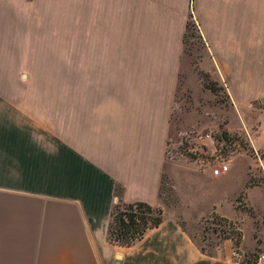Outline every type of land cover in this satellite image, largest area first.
<instances>
[{
    "label": "crops",
    "instance_id": "1",
    "mask_svg": "<svg viewBox=\"0 0 264 264\" xmlns=\"http://www.w3.org/2000/svg\"><path fill=\"white\" fill-rule=\"evenodd\" d=\"M164 5L140 44L120 28L112 44L109 30L92 29L85 90L70 93L68 127H18L11 140L9 134L0 176V264H241L244 247L252 246L243 236L238 245L225 238L207 251L195 244L191 229L203 217L224 216L217 205L228 189L248 201L256 188L249 186L248 165L235 162L220 177L184 172L189 183L213 190L200 203L182 190L180 215L166 212L159 191L187 20L200 37L203 68L223 84L231 104L247 109L258 102L264 116V0ZM117 187L121 202L163 211L162 223L130 247L107 241Z\"/></svg>",
    "mask_w": 264,
    "mask_h": 264
},
{
    "label": "rangeland",
    "instance_id": "2",
    "mask_svg": "<svg viewBox=\"0 0 264 264\" xmlns=\"http://www.w3.org/2000/svg\"><path fill=\"white\" fill-rule=\"evenodd\" d=\"M164 4L165 0H0L1 177H5L7 140L16 128L47 127L52 132L53 127H68L70 93L85 90L86 40L96 39L92 29L109 30L112 44L120 28L127 39L140 44L143 30L156 27ZM184 39L159 196L166 212L175 215L184 210L182 190L193 203L204 201L213 187L185 180L184 172L187 176L191 169L206 171L185 147L207 132L226 140L233 145V163L249 166V186L256 188L248 201L244 193L235 197L228 189L217 205L224 216L203 217L191 229L193 240L209 251L225 238L240 244L243 236L244 243L252 246L244 247L239 262L264 264L258 262L264 256V116L258 114V102L247 109L235 108L223 84L203 68L204 52L192 19L187 20ZM76 75L82 80L73 82Z\"/></svg>",
    "mask_w": 264,
    "mask_h": 264
},
{
    "label": "trees",
    "instance_id": "3",
    "mask_svg": "<svg viewBox=\"0 0 264 264\" xmlns=\"http://www.w3.org/2000/svg\"><path fill=\"white\" fill-rule=\"evenodd\" d=\"M120 195L121 189L117 187L115 196L118 201L110 213L107 241L114 246L130 247L140 241L148 230L162 223L163 211L144 202L123 203ZM238 244L235 241V245Z\"/></svg>",
    "mask_w": 264,
    "mask_h": 264
},
{
    "label": "built area",
    "instance_id": "4",
    "mask_svg": "<svg viewBox=\"0 0 264 264\" xmlns=\"http://www.w3.org/2000/svg\"><path fill=\"white\" fill-rule=\"evenodd\" d=\"M194 142L196 143L192 141L188 143L185 152L188 156L195 157V163L209 170L214 177H220L230 171L234 160L232 157L234 155L232 144H228L226 140L222 142L216 140L209 132L202 133ZM262 260H264L263 255L258 257V262H262Z\"/></svg>",
    "mask_w": 264,
    "mask_h": 264
}]
</instances>
